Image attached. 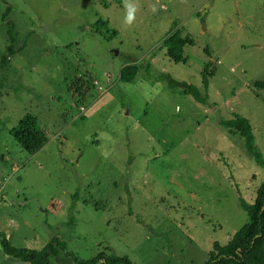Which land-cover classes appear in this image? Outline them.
<instances>
[{
  "label": "rangeland",
  "instance_id": "1",
  "mask_svg": "<svg viewBox=\"0 0 264 264\" xmlns=\"http://www.w3.org/2000/svg\"><path fill=\"white\" fill-rule=\"evenodd\" d=\"M8 21L14 50L24 45L13 56ZM174 34L194 43L173 48L185 62L163 46ZM207 62L205 105L155 79L203 92ZM255 82L264 0H0V234L34 250L58 237L78 260L204 264L247 223L239 199L252 204L264 184L243 139L219 125L247 119L264 159ZM27 114L47 137L34 155L9 134ZM0 264L23 263L0 247Z\"/></svg>",
  "mask_w": 264,
  "mask_h": 264
},
{
  "label": "trees",
  "instance_id": "2",
  "mask_svg": "<svg viewBox=\"0 0 264 264\" xmlns=\"http://www.w3.org/2000/svg\"><path fill=\"white\" fill-rule=\"evenodd\" d=\"M88 1L95 2V0ZM117 1L121 6L125 0ZM102 4L103 7H107L106 2ZM6 11L9 13L10 9L8 8ZM6 25V37L9 42L7 53L8 56H13L15 53L21 52L24 49V45L14 50L15 25L11 21H8ZM99 27H105V24L100 21L96 23L95 29L97 32H99ZM107 33L112 35L115 34L113 32ZM173 40L176 41L172 45ZM185 45L193 46L194 43L189 38L180 39L176 34L163 41V46L167 50V56L175 63L185 61L181 57L174 56L173 48L181 50ZM203 52L208 57H212V50L209 46H205ZM211 64V62L205 63L201 72V86L203 92L193 85L176 81L169 75L159 73L155 79L165 82L170 89L181 88L183 92L190 96L195 102L205 105L208 101L207 89ZM145 72L148 76V67H146ZM254 85L257 88H264V82H255ZM219 125L226 130L229 135H237L242 138L246 153L252 158L256 165L264 168V159L254 143L252 128L247 119L238 114H232L230 119L221 120ZM9 134L20 148L29 155H34L47 143L45 133L36 119L30 114L25 115L18 124L10 130ZM76 197L77 195L75 193L72 200H75ZM239 205L247 215V223L232 235L226 245L220 246L214 244L204 264H264V184L256 190L255 199L252 204H247L243 199H239ZM0 247L5 255L23 264H51L50 260L58 258L59 256L70 258L74 264H133L125 256L107 255L103 251L97 253V255L90 260H78L71 252L67 251L65 243L58 237L52 238L42 248L34 250L29 248H15L9 243L4 234H0Z\"/></svg>",
  "mask_w": 264,
  "mask_h": 264
},
{
  "label": "water",
  "instance_id": "3",
  "mask_svg": "<svg viewBox=\"0 0 264 264\" xmlns=\"http://www.w3.org/2000/svg\"><path fill=\"white\" fill-rule=\"evenodd\" d=\"M117 54V51H115L114 53H113V55L115 56Z\"/></svg>",
  "mask_w": 264,
  "mask_h": 264
},
{
  "label": "clouds",
  "instance_id": "4",
  "mask_svg": "<svg viewBox=\"0 0 264 264\" xmlns=\"http://www.w3.org/2000/svg\"><path fill=\"white\" fill-rule=\"evenodd\" d=\"M131 17H129V19H130Z\"/></svg>",
  "mask_w": 264,
  "mask_h": 264
}]
</instances>
